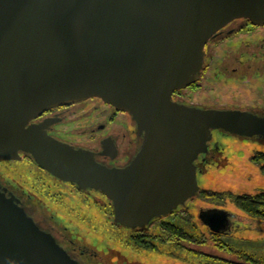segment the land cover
Here are the masks:
<instances>
[{"label":"water","instance_id":"water-1","mask_svg":"<svg viewBox=\"0 0 264 264\" xmlns=\"http://www.w3.org/2000/svg\"><path fill=\"white\" fill-rule=\"evenodd\" d=\"M235 18L263 24L264 0H0V160L28 153L59 180L101 191L124 227L169 215L198 194L194 160L215 130L264 139V115L172 100L196 80L208 39ZM89 97L135 122L142 142L127 164L49 134L51 117L33 121ZM199 218L216 232L227 225L216 207ZM0 264L83 263L0 184Z\"/></svg>","mask_w":264,"mask_h":264},{"label":"rangeland","instance_id":"rangeland-1","mask_svg":"<svg viewBox=\"0 0 264 264\" xmlns=\"http://www.w3.org/2000/svg\"><path fill=\"white\" fill-rule=\"evenodd\" d=\"M206 57L208 69L201 88L184 91L185 101L264 112V29L250 33L225 29L210 41ZM78 113L59 124V132L70 143L96 145L102 134L96 131L91 135V130L102 119ZM113 127L117 129V124ZM211 139L216 143L214 154L197 173L200 194L192 203L187 202L189 219L180 222L187 236L175 241L163 238L155 223L148 229L153 232L152 240L130 242L131 231L115 223L111 201L104 193L41 177L25 161H1L5 172L0 170V176H10V184L22 194L21 199L52 223L58 241L61 239L83 264H264V207L260 213H249L233 200L264 190V139L219 130ZM217 203L236 214L229 236L212 234L197 218L198 206ZM33 217L42 220L38 214Z\"/></svg>","mask_w":264,"mask_h":264},{"label":"flooded vegetation","instance_id":"flooded-vegetation-1","mask_svg":"<svg viewBox=\"0 0 264 264\" xmlns=\"http://www.w3.org/2000/svg\"><path fill=\"white\" fill-rule=\"evenodd\" d=\"M234 27V30L239 33H250L256 29H264V23L263 24H258V23H253L250 19L247 18H235L230 20L228 23H226L224 26L220 27L216 34L212 36L208 41L206 42L204 46V60H203V65L200 70V73L197 75L196 80L191 83L190 85L180 88V89H175L172 92V100L180 102V103H185L189 105H195L199 107H207L204 105H198V104H192L188 103L184 99V91H189V92H195L196 90H199L201 88V81L204 78V75L208 69L207 67V47L210 44V41L214 39L216 36L222 34L225 29H232ZM80 105V106H79ZM79 107V108H77ZM215 107V106H214ZM77 108V109H76ZM246 110V109H242ZM251 111V110H248ZM79 112V113H78ZM82 112V113H81ZM259 115H264V112H255L251 111ZM78 113V116L82 114H86L88 117L91 119H96L100 118L102 119L101 122H98L94 127V129L91 130V135H94L93 133H96V131L101 132L102 136L98 138L96 145H93L91 147L88 146H83L87 147L95 152L96 159L109 166H123L127 164L132 157L136 154V152L139 150L141 142H142V135L139 134L135 122L131 119L130 115L122 110H117L113 105L104 102L102 99L98 97H89L86 99H83L78 102L70 103V104H63V105H57L53 106L43 113H41L37 118H35L33 121H40L44 119L45 117H51L53 119L52 123L47 127V131L49 134L57 137L58 139H61L63 141L67 140L66 142L69 141L68 138H66L63 134L59 132L58 125L61 124L62 122L66 121L68 118L71 116H76ZM117 124V129L113 127V125ZM111 126V127H110ZM109 127V128H108ZM70 143V142H69ZM73 144V143H72ZM76 145V144H75ZM216 149V143L214 139H211L208 142L207 146V152L199 154V156L194 160V163L196 165V170L197 173L200 170L202 164L209 158L212 157L214 154V151ZM20 159H14V160H0L1 161H8V162H14L16 160L19 161H25V163L29 166L32 165V167L35 168L36 171L39 172L41 177L48 176L51 179H54L55 181H61L58 178L54 177L50 173H48L46 170L38 166L31 156L28 153H23L20 152ZM32 169V168H31ZM1 172H5L4 169L0 167ZM2 172V173H3ZM1 175V174H0ZM10 176L4 175V179L0 176V184L3 186H6L10 191H12L17 197H20V192L11 186L10 184ZM8 179L9 182L6 181ZM69 183V182H68ZM77 187L74 183H70ZM16 191V192H15ZM87 191V190H86ZM261 192H264L261 191ZM200 194V192H199ZM198 194V195H199ZM197 197V196H196ZM193 197V198H196ZM193 198L187 200L184 205H179L176 209H174L169 215L167 216H160V217H154L152 218L148 223H146L143 226H138L135 228H128L121 226L125 230H130L131 231V237H130V242L133 240L136 241L137 238L140 239H146V240H152V234L153 232H149L148 229L151 228L155 223L157 224V230L160 231L161 235H163V238L173 241L172 238V227L177 228V230H181L183 227L180 225V222L186 223L188 221V215L190 205L187 203H192L194 200ZM217 201H220L218 198H216ZM21 201L29 211V213L34 216L35 214L40 215L42 218L41 222L37 219V222L40 226L43 228L51 231L53 234H55L52 231V228L50 225H52L51 222L48 220L43 219V216H41V213L38 211V209H35L36 207L31 206L26 202V199L22 198ZM216 203V202H215ZM211 207H216L219 209H222L226 211L227 213V225H223L222 221L215 226L219 228V231H213L208 225H206L202 219L199 218V210L202 208H211ZM34 214V215H33ZM187 214V215H186ZM197 218L199 219L200 223L204 228L209 230L212 234L215 235H223V236H229L233 234V225H234V219H235V213L229 211L226 209L222 203H217L213 204L210 206H198L197 207ZM36 219V217L34 218ZM211 221L210 219H208ZM226 220V219H225ZM224 222V221H223ZM222 223V224H221ZM171 225V226H170ZM170 226V227H169ZM182 233H186L183 229L181 231ZM151 235V237H149ZM57 237V236H56ZM149 237V238H148ZM58 240V239H57ZM60 242L62 243V240L59 239ZM64 242V241H63ZM151 247V245H149ZM65 247V246H64ZM226 249L229 250V247L223 246ZM67 248V247H65ZM145 250H149V248L146 247H141ZM71 252V251H70ZM73 255V253L71 252ZM74 256V255H73Z\"/></svg>","mask_w":264,"mask_h":264},{"label":"trees","instance_id":"trees-1","mask_svg":"<svg viewBox=\"0 0 264 264\" xmlns=\"http://www.w3.org/2000/svg\"><path fill=\"white\" fill-rule=\"evenodd\" d=\"M233 200L236 203V205L242 208L244 211L257 214L260 213L261 209L264 207V192H260L255 195L245 194V195L235 196L233 197ZM172 228L173 229L171 236L173 238V241H175L176 239L183 238L185 237V235L187 236V234L181 232L182 229L177 230V228L175 229V227Z\"/></svg>","mask_w":264,"mask_h":264}]
</instances>
